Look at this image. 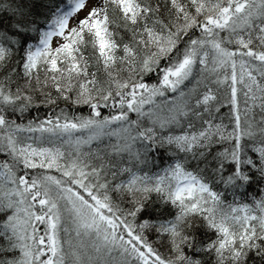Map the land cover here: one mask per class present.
Wrapping results in <instances>:
<instances>
[{"label": "snow or ice", "instance_id": "6c2138e0", "mask_svg": "<svg viewBox=\"0 0 264 264\" xmlns=\"http://www.w3.org/2000/svg\"><path fill=\"white\" fill-rule=\"evenodd\" d=\"M0 264H264V0H0Z\"/></svg>", "mask_w": 264, "mask_h": 264}]
</instances>
